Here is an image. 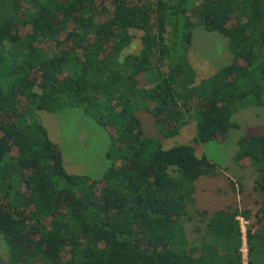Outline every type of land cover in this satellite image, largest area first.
<instances>
[{
  "label": "trees",
  "instance_id": "trees-1",
  "mask_svg": "<svg viewBox=\"0 0 264 264\" xmlns=\"http://www.w3.org/2000/svg\"><path fill=\"white\" fill-rule=\"evenodd\" d=\"M200 27L232 59L197 82L188 51ZM248 106H264V0H0V264H242L249 209L197 211L196 245L181 218L195 182L219 171L195 145L222 142ZM64 108L109 135L100 177L64 167L38 116ZM142 111L159 135H145ZM187 115L192 144L164 147ZM237 145L262 199L247 264H264V133Z\"/></svg>",
  "mask_w": 264,
  "mask_h": 264
},
{
  "label": "rangeland",
  "instance_id": "rangeland-1",
  "mask_svg": "<svg viewBox=\"0 0 264 264\" xmlns=\"http://www.w3.org/2000/svg\"><path fill=\"white\" fill-rule=\"evenodd\" d=\"M133 45L130 50L134 49ZM188 57L196 73V81L211 75L218 68L228 64L232 57L227 40L216 32L196 28L193 32ZM38 116L48 131L50 138L58 143L67 171L86 174L92 178L102 175L108 165L106 152L110 145L109 135L92 117L81 108H64L56 113L39 111ZM145 135L158 134L153 118L147 112H139ZM179 127V132L170 138H160L164 147L176 144H192L195 136V120ZM232 121L237 123L229 130L222 142H207L195 145L197 155H205L218 166V173L200 177L195 182L194 202L187 206L188 214L181 218L186 237L190 244H198L204 233V222L197 211L213 212L227 206L249 209L250 219L238 217L243 232L241 247L242 264H247V244L245 230L257 227V217L261 206V196L254 190L255 169L250 164L241 166L234 160L238 140L244 136L264 133V106H248L233 113ZM154 136V135H152ZM232 180V183L230 182ZM7 251L0 236V259L7 261ZM41 264V263H36Z\"/></svg>",
  "mask_w": 264,
  "mask_h": 264
}]
</instances>
